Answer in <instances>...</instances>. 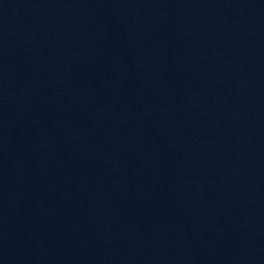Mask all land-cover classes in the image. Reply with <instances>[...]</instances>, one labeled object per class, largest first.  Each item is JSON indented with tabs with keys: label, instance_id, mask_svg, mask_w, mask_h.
Returning a JSON list of instances; mask_svg holds the SVG:
<instances>
[{
	"label": "water",
	"instance_id": "obj_1",
	"mask_svg": "<svg viewBox=\"0 0 264 264\" xmlns=\"http://www.w3.org/2000/svg\"><path fill=\"white\" fill-rule=\"evenodd\" d=\"M264 44V0H0V230L116 132Z\"/></svg>",
	"mask_w": 264,
	"mask_h": 264
}]
</instances>
